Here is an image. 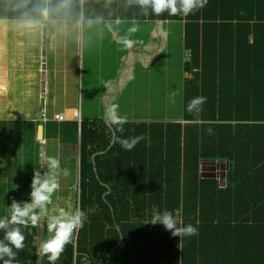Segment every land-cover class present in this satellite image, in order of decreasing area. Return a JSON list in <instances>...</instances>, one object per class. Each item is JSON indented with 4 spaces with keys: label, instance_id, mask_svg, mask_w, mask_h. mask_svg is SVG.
Listing matches in <instances>:
<instances>
[{
    "label": "trees",
    "instance_id": "obj_1",
    "mask_svg": "<svg viewBox=\"0 0 264 264\" xmlns=\"http://www.w3.org/2000/svg\"><path fill=\"white\" fill-rule=\"evenodd\" d=\"M42 2L0 0V19L40 18ZM47 10L52 20L182 23L184 71L192 75L183 82L186 124L126 122L120 132L102 119H0V151H10L12 169L9 191L0 185V218L40 171L43 124L44 139L78 147L72 188L75 210L87 213L55 264H264V0H207L186 16L151 9L144 16L134 0H48ZM199 96L206 98L201 111L189 112ZM142 134L132 150L117 140ZM214 162L230 164L224 184L201 174L202 164ZM153 208L181 209L183 224L198 234L174 237L162 224H145ZM21 228L24 248L13 247V264H49L39 253L38 224ZM47 232L45 225L44 240Z\"/></svg>",
    "mask_w": 264,
    "mask_h": 264
},
{
    "label": "rangeland",
    "instance_id": "obj_2",
    "mask_svg": "<svg viewBox=\"0 0 264 264\" xmlns=\"http://www.w3.org/2000/svg\"><path fill=\"white\" fill-rule=\"evenodd\" d=\"M91 22L96 21H80L79 28L76 32H72V35H69V39L74 37V44L67 45L66 55L74 56L78 64L79 75H77L76 82L73 86V76L69 77L68 73L73 69V60L69 59L68 61L64 60L61 52L57 57L55 64L58 70H65L66 66L68 68V73H65L66 76L70 79V86L74 87V100L70 106H60L54 102V98L51 100L52 96L47 97V104L42 105L43 100L35 96L36 87L28 88L22 81L10 75V79H7L9 90H12L14 95H17V107L13 105L12 99L8 96V91H0V119L5 120H34L39 115L38 113H45L46 120L52 121L54 119V114L56 112L60 113L69 112L72 106H75L79 111L81 119H102L108 121L106 117V108L111 104L115 103L119 105L118 114L122 117H127V122L138 123V122H150L155 121L159 123L174 121L175 119L182 118V87L184 80V70L183 62L184 55L181 51L183 48H175L179 43L180 38H182V24L180 23H170L171 24V36H165L168 34L170 28L168 23L165 22H149V21H120L119 24L115 26V35L120 37L128 33V29L132 26H137L138 31L131 34L130 38L135 41V44L132 48H126L120 43L118 49L115 51L108 52V57H103L105 51H110L106 47L107 38L103 40L99 51L95 52L87 46V41H83L84 34L90 35L91 33L87 32V25ZM98 23V22H96ZM75 25V24H74ZM83 25L84 30H83ZM95 25V24H94ZM104 30L103 34H110V30L106 31L108 28L107 24H103ZM178 29V30H177ZM78 31V32H77ZM76 33L78 34L76 40ZM96 33V32H95ZM97 35V34H96ZM83 37V38H82ZM120 39V38H119ZM142 40L137 43L136 41ZM170 44V60L164 59L167 54L163 52V56L159 54V48H162L166 44ZM13 44V35L9 31L0 29V53L4 52V49L10 51V46ZM143 45L145 46L143 48ZM46 49V61H47V70H52V56L49 48V43H44ZM145 49V50H143ZM147 50V51H146ZM168 50V49H166ZM102 51V52H101ZM44 51H42V55ZM9 57L7 62L10 60V53H6L5 56ZM2 55L0 57V60ZM54 64V62H53ZM67 72V70H65ZM153 72V73H152ZM37 73V72H35ZM50 74L47 77V85L49 90V80ZM100 75H104V81L106 84H113L121 76V93H117L114 96L108 95L107 87H104L102 90H97L99 85ZM64 75L58 74V84L61 85L60 81L63 80ZM136 79L135 83L134 80ZM15 80V81H13ZM34 80V79H33ZM32 80V81H33ZM142 90H137L136 99L132 97L134 88ZM24 85V93H22L20 87ZM87 88L95 91L96 97L89 98L86 96ZM84 96H82V93ZM172 93H175L174 102L169 99ZM49 94V91H48ZM119 94V99L118 95ZM58 95V94H56ZM69 92V96H70ZM9 97V98H8ZM23 99V100H21ZM50 99V100H49ZM56 102H62L61 99H56ZM19 105V106H18ZM44 106V109H43ZM43 109V110H42ZM158 120V121H156ZM42 121V120H39ZM43 121H45L43 119ZM42 121V122H43ZM163 121V122H162ZM44 123V122H43ZM36 140L39 141L36 137ZM44 144V142H42ZM2 147H7L5 144ZM64 144L58 140V138H49L45 143V161L48 157L56 156L59 160L61 158V149H63ZM2 149V148H0ZM75 153V147H74ZM71 151L70 154L67 152L65 169L68 170L69 174L67 176L63 175V168L61 166V175L59 176V193H62L63 190H66L64 195L59 194V197L62 199L56 200L54 203L55 197L52 196V207L55 209L63 208L67 210L69 206L70 209L67 211L75 210V190L68 189L69 185L76 182L77 174L74 173L75 165L73 164L75 155ZM0 151V169L3 171L0 174V185L4 184V189L9 191L8 183L9 177L12 175L11 169V155L10 151L5 152V157ZM43 160V159H42ZM43 164V162H42ZM45 165V170L47 171V165ZM43 167V166H42ZM8 174V175H7ZM42 174V172H41ZM7 175V176H6ZM43 175V174H42ZM16 177V176H15ZM18 178L12 179V189L17 187ZM21 179V178H20ZM24 182V181H21ZM75 188V187H74ZM25 190V191H24ZM21 190L17 202H26L30 198L31 189ZM78 192V187L76 188V193ZM55 194V193H54ZM53 214L50 207L47 206L46 212L43 213L42 221L38 223V234L36 235L37 243H40L44 239L45 234V225L48 223V218ZM47 222V223H46ZM48 230V229H47ZM48 238L52 235L49 231L47 232ZM39 237V238H38ZM39 245V244H38Z\"/></svg>",
    "mask_w": 264,
    "mask_h": 264
},
{
    "label": "crops",
    "instance_id": "obj_3",
    "mask_svg": "<svg viewBox=\"0 0 264 264\" xmlns=\"http://www.w3.org/2000/svg\"><path fill=\"white\" fill-rule=\"evenodd\" d=\"M47 3L48 0H43L42 2V9H41V17L40 18H28V19H10V18H6V19H0V29L5 30V31H9L12 33L13 35V44L10 46V51H7L4 49V52L0 53V57L2 55V58L0 60V91L2 90V92L4 90H9V86L7 83V79H10V75L13 76V79L15 77H17V79H19L20 81L23 82V84L28 87V88H34L37 85L36 88V93L35 96L38 97L39 99L41 98V100H43L42 105L47 104L48 100L47 97L48 96H52L51 100L54 98V102L57 103L60 106H70L68 104H72L73 100H74V84L76 82L77 79V75H79V70H78V64L76 62V59L74 56L71 55H66V50H67V45H73L74 44V37L72 36V38L69 39V35H72V32H76V30L79 28V24L80 21L83 23L84 21H96L98 23H94L91 22V24L93 26H91L90 24L87 25V32L91 33L90 35L84 34V38L83 41H87V46L90 48L91 51H93V55L95 56V52L99 51V47L101 46L103 40H105V38H107V42H106V47L108 49H110V51H105L103 53V57L107 58L108 57V52L115 51L118 49L119 45H117L116 43L118 42L120 36L119 35H115V26L117 24L120 23L121 20H83L82 18L80 19H62V20H52L48 18V10H47ZM25 18V17H24ZM145 21H149V22H157L160 23L161 21H152V20H145ZM164 22V21H162ZM107 24L108 28L106 29V31L110 30V34H106V33H102L104 30L103 24ZM165 23H168L169 27V31L168 34L165 35L167 36H171V22L166 21ZM175 23V22H174ZM75 24V25H74ZM95 24V25H94ZM182 24V23H180ZM84 26L83 25V30H84ZM178 30V29H177ZM182 33H183V25H182V29H181ZM78 32V31H77ZM96 32V33H95ZM97 34V35H96ZM77 36L78 34L76 33V40H77ZM83 38V37H82ZM168 38V37H167ZM46 39L47 42L49 43V48H50V52H51V56H52V70L49 71L47 70V61H46V49L44 46V43H46ZM142 40H138L136 41L137 43L141 42ZM145 46L143 45V48ZM183 48L182 54L184 55V58L186 56V50L185 46H184V41H183V34H182V38H180L179 43L175 46V48ZM170 44H166L164 45L162 48H159V54H161V56H163V52L169 53L166 55V57H164V59L166 58V60L168 59V61L170 60ZM168 49V50H166ZM145 50V49H143ZM5 51L6 53H10V60L9 62H7V60L9 59V57H6V59H4L5 56ZM42 51H44V54L42 55ZM62 51V52H61ZM147 51V50H146ZM60 52L64 58V60L68 61L69 59L73 60V69L71 70L70 73H68V68L66 66L67 72L65 70H58L56 68L55 61L57 59V57L60 55ZM102 52V51H101ZM187 57V56H186ZM185 62V61H184ZM184 62H183V70H184ZM37 72V73H35ZM51 80H49V90H48V85H47V77L50 74ZM65 73H68V76L71 77L73 76V86L71 87L70 84V79L68 76H66ZM153 73V72H152ZM58 74H63V80L60 81L61 85L58 84ZM184 80L186 78L190 79L192 78V75L188 72L184 71ZM34 79V80H33ZM33 80V81H32ZM183 80V82H184ZM15 81V80H13ZM136 79L134 80L135 83ZM22 85L20 87L22 93H24V88L25 86ZM97 90H102L104 87H107V91H108V95L110 96H114L117 93H121V76L116 80L115 83L113 84H106V82L104 81V75H100L99 78V85L96 86ZM137 90H142L140 88H138V85L136 84V88H134V92L132 94V97L134 99H136V92ZM49 91V94H48ZM69 92H70V96H69ZM95 91H93L91 89L87 88V92H86V96L87 97H91L94 98L96 97V94L94 93ZM16 92L13 93L12 90L8 91V96L12 99V103L13 105H15L17 107V95H14ZM82 93V90H81ZM58 94V95H56ZM82 96H84V94L82 93ZM118 99H119V94L117 95ZM182 100H183V87H182ZM8 97V98H9ZM61 99L62 102H56V99ZM23 100V99H21ZM50 100V99H49ZM19 106V105H18ZM43 110V109H42ZM60 112H63L60 111ZM66 115L67 120H75L77 121V119H80L81 122V118L78 117L80 116L79 111L77 110V108H75V106H72V108H70L69 112H63ZM39 115L36 117V119L34 120H42L43 121V117L42 114L43 112L41 111V113H38ZM58 114V112H56L54 115ZM17 119V118H16ZM55 120V116L54 119ZM66 120V121H67ZM88 120V119H87ZM90 120H94V119H90ZM45 121H46V116H45ZM158 121V120H156ZM78 122V121H77ZM78 122V123H80ZM150 122H155V121H150ZM147 122V123H150ZM163 122V121H162ZM181 123L182 125L186 124L185 121H183L182 118L179 119H175L174 121H170V122H164V124L167 123ZM155 123H159V122H155ZM59 140V139H58ZM44 142V145L46 143V139H44L43 141H41V143ZM64 144V143H63ZM74 145L72 143H65L63 149L59 150L61 151V158H60V163L63 169H65L64 167H66L67 161H66V154L67 152L70 154V152L72 151L74 153ZM79 150L78 147L75 148V158L73 161V164L75 165L76 169V165L78 163V156H79ZM45 151L42 153V158H41V167H40V172H42V174L45 173V165L44 163L42 164V159L45 161ZM220 164V165H219ZM216 165H218L220 168V170L218 171V167H216ZM43 166V167H42ZM230 168V164L227 162H223V163H204L201 165V174L204 177L206 175V177L208 176L209 178H213L211 176L213 175H219L221 177V182L223 183L222 180V176L224 174V172L226 171L227 175V171ZM68 169V168H67ZM73 176H74V170H73ZM73 185L74 183L69 185L68 189H72L73 190ZM59 190V189H58ZM66 190H63V192L65 193ZM59 194L62 193H55V200L54 203L56 202V200L62 199L63 197H59ZM66 194V193H65ZM56 197H58L56 199ZM70 207H67V210H69ZM40 222H44L41 221ZM39 223V222H38ZM47 223V222H46ZM39 238V237H38ZM44 240V239H42ZM39 246H40V241L38 242ZM41 256V254H40Z\"/></svg>",
    "mask_w": 264,
    "mask_h": 264
},
{
    "label": "clouds",
    "instance_id": "obj_4",
    "mask_svg": "<svg viewBox=\"0 0 264 264\" xmlns=\"http://www.w3.org/2000/svg\"><path fill=\"white\" fill-rule=\"evenodd\" d=\"M133 2V0H130ZM140 7L141 13L148 16L149 9L151 14L161 15L165 11L169 15H177L183 13L185 16L196 9L203 8L207 0H134ZM137 26L128 29V33L118 40V43L126 48H132L135 41L130 38L131 34L137 32ZM175 93L169 97L174 102ZM206 98L203 96L193 98L187 105L189 112L199 113L201 106ZM119 105L111 104L106 108L107 120L118 126V130L123 132V124L127 122V117L118 114ZM211 134L212 129H209ZM145 137L142 135L120 139L117 138L121 147L125 150H132L140 140ZM47 171L42 175L38 168H34V175L31 181L30 202H17L13 199L10 205V216L0 218V229L5 231L3 240H0V259L3 264H13L17 256V252L13 251V247L17 250L24 248L25 236L21 226L24 228L36 226L43 218L47 206L52 204V196L59 189V176L61 175V163L56 156L48 157L46 161ZM69 174L67 169L63 170V175ZM162 190V187H161ZM53 214L48 218L47 229L52 235L41 242L39 253L48 256L49 264H55V261L64 251L65 246L72 243L73 234L78 232L84 226L87 219V213L77 208L70 212L63 208L53 209ZM162 224L165 229L170 231L174 237L194 236L198 234V229L192 224L184 225L182 221V210L175 209L173 211L161 212L158 208H153L151 220L145 224ZM7 242V243H6ZM7 257V259H4Z\"/></svg>",
    "mask_w": 264,
    "mask_h": 264
},
{
    "label": "water",
    "instance_id": "obj_5",
    "mask_svg": "<svg viewBox=\"0 0 264 264\" xmlns=\"http://www.w3.org/2000/svg\"><path fill=\"white\" fill-rule=\"evenodd\" d=\"M43 109H44V106H43ZM42 117H43V119L45 120V113H43L42 114ZM37 139L41 142V141H43L44 140V125L43 124H39L38 125V128H37ZM220 165V164H219ZM216 167H218V171L220 170L219 168V166L218 165H216ZM226 171L224 172V174H223V176H222V180H223V184L225 183V180H226ZM204 177H206V175L204 176ZM208 177V176H207ZM211 177H213V178H218L219 180H220V182H221V177L219 176V175H213V176H211Z\"/></svg>",
    "mask_w": 264,
    "mask_h": 264
},
{
    "label": "built area",
    "instance_id": "obj_6",
    "mask_svg": "<svg viewBox=\"0 0 264 264\" xmlns=\"http://www.w3.org/2000/svg\"><path fill=\"white\" fill-rule=\"evenodd\" d=\"M187 58H189V54L187 55ZM55 120L58 121V122H64V121L67 120V118H66V115L63 112H60V113L55 115ZM77 121L80 122V119L78 118ZM78 232H79V230H78ZM78 232H75L73 234V239H72L73 243H76V238H77Z\"/></svg>",
    "mask_w": 264,
    "mask_h": 264
}]
</instances>
